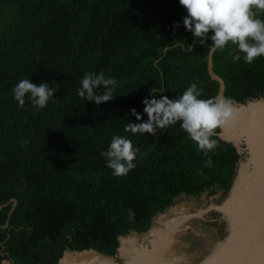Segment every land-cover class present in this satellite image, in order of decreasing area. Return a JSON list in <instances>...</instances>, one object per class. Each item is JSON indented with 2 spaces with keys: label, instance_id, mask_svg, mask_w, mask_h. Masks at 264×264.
<instances>
[{
  "label": "trees",
  "instance_id": "16d2710c",
  "mask_svg": "<svg viewBox=\"0 0 264 264\" xmlns=\"http://www.w3.org/2000/svg\"><path fill=\"white\" fill-rule=\"evenodd\" d=\"M253 11L264 21V11ZM186 16L179 0H0V262L51 264L63 250L86 248L113 255L117 236L145 231L177 200H219L243 153L218 128L207 156L180 122L155 136L124 131L147 121L145 98L176 99L192 83L199 99L215 97L205 69L214 33L201 44L184 28ZM236 52L231 42L212 52L210 69L222 97L243 104L264 94V57L249 64L244 53L233 61ZM101 71L118 82L115 98L84 101L81 79ZM22 79L57 89L46 108L27 98L18 106L13 88ZM114 135L139 149L123 177L101 156ZM208 216L202 231L216 242L222 223Z\"/></svg>",
  "mask_w": 264,
  "mask_h": 264
},
{
  "label": "clouds",
  "instance_id": "9594fccd",
  "mask_svg": "<svg viewBox=\"0 0 264 264\" xmlns=\"http://www.w3.org/2000/svg\"><path fill=\"white\" fill-rule=\"evenodd\" d=\"M179 4L187 11V16L183 18L184 28L201 44L208 38L210 31L214 33L210 37V52L223 50L231 42L237 49L232 57L233 61L241 59L239 53L245 54L243 59L249 64L257 57H264V21L256 18L253 11H264V0H179ZM172 27L176 30L180 25L175 24ZM117 83L114 78H106L102 71L99 74L88 72L80 81L78 95L84 101H94L96 105H100L115 98ZM56 90L50 88L47 82L37 85L29 79H22L13 88V95L20 108L25 106L27 98L40 110L47 107ZM151 91L156 92L155 89ZM201 95L202 90L196 83H192L176 99H169L166 95L159 99L145 98L142 103L147 121L128 122L124 131L155 136L158 130L164 131L180 122V127L197 149L207 156L218 147L217 141L211 139L215 130L233 119L236 109L231 99L213 97L204 100L199 99ZM131 114L137 121L142 120V115L136 109H131ZM138 152L139 149L134 148L130 139L114 135L107 151L102 152L101 156L106 159L107 167L114 176L123 177L136 167L134 161ZM211 165V159L207 160L206 166Z\"/></svg>",
  "mask_w": 264,
  "mask_h": 264
},
{
  "label": "water",
  "instance_id": "95a60500",
  "mask_svg": "<svg viewBox=\"0 0 264 264\" xmlns=\"http://www.w3.org/2000/svg\"><path fill=\"white\" fill-rule=\"evenodd\" d=\"M211 53L209 50L206 53V73L211 80L217 82L215 97L223 98V82L210 69ZM251 106L260 107L261 111L256 113ZM233 107L236 109L235 115H240V117L235 118V123L229 120L218 127L216 134L221 140L230 143L237 151L244 150L246 157L241 163L242 169L240 171L235 169L221 198L215 203L208 201L205 206L197 210L199 214L210 211L220 216L225 221V233L219 239L221 243L208 256L194 264H264V210H261V213L258 212L260 208H257L259 201L264 197L262 190H256L254 200V220L257 223L255 228L254 220L250 221L253 214L247 212L249 195L257 185L264 181V94L262 97L246 101L243 104H233ZM249 145L253 147L251 148L253 153H251ZM240 146L242 147L240 148ZM11 202L12 206L2 226L6 225L10 211L15 204L14 199H11ZM122 237L123 235L116 237L115 252L119 244L118 239ZM65 253L73 256L66 264H119L113 259L114 254H102L91 248L78 251L63 250L51 264H58ZM144 263L149 264V261H144ZM0 264L11 263L4 259Z\"/></svg>",
  "mask_w": 264,
  "mask_h": 264
},
{
  "label": "rangeland",
  "instance_id": "374dc122",
  "mask_svg": "<svg viewBox=\"0 0 264 264\" xmlns=\"http://www.w3.org/2000/svg\"><path fill=\"white\" fill-rule=\"evenodd\" d=\"M238 152L243 153L242 158L238 161L236 169L237 171L241 170V163L244 161L246 154L244 150H239ZM223 193V192H222ZM222 193L218 195V198H221ZM217 197V196H216ZM208 202V201H207ZM204 203V206L205 204ZM211 202V201H210ZM213 203V202H212ZM215 203V202H214ZM203 207L202 205H196L194 201L190 198H184L177 200L172 206L167 207L163 212L157 213L153 216L151 220V224L149 227L148 235L146 234H138L136 236L135 233H130V235L123 236L122 238L118 239L119 244L117 247V254H114V257L117 255L120 260L124 259L123 263L119 264H132V261L136 260V264H142L144 261H149L153 264H188L184 259V262L180 260V258L185 256V252L179 250L175 244L180 243L183 246L186 245L182 240H178V236L182 235L185 231L187 232L189 227L192 230V234L204 239L209 238L208 234L203 233V231L197 230L195 227L192 226V222L197 221L198 216L202 215L203 219H206L205 212L199 214L197 210ZM218 221L222 223V230L221 236L225 233V221L221 219L220 216H214ZM194 230H193V229ZM202 235H201V234ZM143 240L149 238L151 239V247L150 249H139L134 250V242L137 244L138 238ZM182 239V238H181ZM221 243V240H217L216 242L204 241L201 256L194 262L204 259L208 254H210L217 246ZM226 244V243H224ZM225 246V245H224ZM146 247V246H145ZM134 250V251H131ZM113 257V259H114ZM158 259L156 260V258ZM179 263H176L178 259Z\"/></svg>",
  "mask_w": 264,
  "mask_h": 264
},
{
  "label": "flooded vegetation",
  "instance_id": "af4514ba",
  "mask_svg": "<svg viewBox=\"0 0 264 264\" xmlns=\"http://www.w3.org/2000/svg\"><path fill=\"white\" fill-rule=\"evenodd\" d=\"M173 205V204H172ZM172 205H170V206H172ZM206 205V204H205ZM169 206V207H170ZM204 206V205H203ZM163 212V211H162ZM161 213V212H160ZM208 213H213L214 215H215V213L214 212H210V211H207V212H205V216H207V218L206 219H203L202 218V215L201 216H198V220L197 221H194V222H192L191 224H192V226L193 227H195L197 230H199V231H201L202 230V225H203V223L205 222V221H207L208 219H209V216H208ZM155 215V214H154ZM153 215V216H154ZM153 216L151 217V219H150V224H151V220H152V218H153ZM150 224H149V227H150ZM149 227L145 230V231H139V232H137V231H134V230H129V231H127L123 236H127V235H130V233H135L136 234V236L138 235V234H143V233H145L146 234V232L149 230ZM191 227H189L188 226V228L187 229H189L187 232L185 231L182 235H179L178 236V240L179 241H182V240H184L183 242L186 244V245H182V244H180V243H177V244H175V246L176 247H178L179 248V250H181V251H184L185 253V256L184 257H182V258H180V260H182V262H184V259L183 258H185V261L188 263V264H193L192 262H194V261H196L200 256H201V254H202V250H200V248H203V245H204V241H210L209 240V238H207V239H204V237L203 238H201V237H198V236H196V235H193L192 234V230L190 229ZM193 229V228H192ZM194 230V229H193ZM202 232V231H201ZM201 234V233H200ZM203 234V233H202ZM201 234V235H202ZM147 235H148V232H147ZM190 236L191 237V240L188 242L186 239H185V236ZM138 238V237H137ZM146 237H143V240H140L139 238H138V240H137V244L134 242V250L136 249V250H139L140 248L141 249H145V248H147V249H150V247H151V245H150V243H151V239H149V238H147V239H145ZM182 238V239H181ZM146 246V247H145ZM134 250H131V251H134ZM116 254H117V252H115ZM114 259L117 261V262H119V263H123L124 262V259H122V260H120L119 259V257L116 255L115 257H114ZM176 259H178V257L176 258ZM136 262V260H134V261H132V264H136L135 263ZM176 263H179V259L177 260V262ZM184 264V263H183Z\"/></svg>",
  "mask_w": 264,
  "mask_h": 264
},
{
  "label": "bare ground",
  "instance_id": "6f19581e",
  "mask_svg": "<svg viewBox=\"0 0 264 264\" xmlns=\"http://www.w3.org/2000/svg\"><path fill=\"white\" fill-rule=\"evenodd\" d=\"M251 108L252 109H254L255 111H256V113H258V111H261V108L260 107H258V108H256V106H251ZM240 117V115H234V118L232 119V120H230V122L232 121L233 123H235V118H239ZM249 147H250V151H251V153H253V149H251V148H253L251 145H249ZM240 171V170H239ZM257 189H259V191H261L262 190V195L264 196V181L261 183V184H259V185H257V187L252 191V193L249 195V198H248V208H247V212L249 213V214H253L251 217H250V221H253L254 220V216H255V203H254V200H255V198H256V190ZM257 208L259 209L260 208V210H258V212H261V210H264V197L262 198V200H260L259 201V205L257 206ZM262 213V212H261ZM252 223V222H251ZM257 226V223L255 222V220H254V228ZM261 227H263V226H261ZM260 227V228H261ZM253 228V229H254ZM65 257H66V260L64 261V259H65ZM70 258H73V256L72 255H67L66 253L60 258V262L58 263V264H62V262L64 261V263L63 264H66L68 261H69V259ZM143 264H146V263H144L143 262Z\"/></svg>",
  "mask_w": 264,
  "mask_h": 264
}]
</instances>
